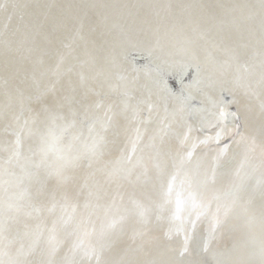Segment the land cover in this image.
Here are the masks:
<instances>
[{"label":"bare ground","instance_id":"obj_1","mask_svg":"<svg viewBox=\"0 0 264 264\" xmlns=\"http://www.w3.org/2000/svg\"><path fill=\"white\" fill-rule=\"evenodd\" d=\"M0 264H264L262 0H0Z\"/></svg>","mask_w":264,"mask_h":264},{"label":"water","instance_id":"obj_2","mask_svg":"<svg viewBox=\"0 0 264 264\" xmlns=\"http://www.w3.org/2000/svg\"><path fill=\"white\" fill-rule=\"evenodd\" d=\"M263 1V3H264V0H262ZM142 55H144L145 56V59H142V60H140L139 62H143L144 63V65H148L149 64V66H150V68L151 69H154V66L155 65H153V62L152 61H149V59H148V57L145 55V53H141ZM158 70H159V73H160V75H166L167 77H171V78H174V77H176L175 75L176 74H174V73H168L166 70H164V69H159L158 68ZM194 71V68L191 66V68H187V70H185V71H183V73H181V75H178L177 77H180V79H182L183 81H190V83L192 82V72ZM177 74H179V73H177ZM189 83V82H188ZM175 88V90H177V92H178V94L180 95H183V96H186V97H188V99H189V103H191V104H194V105H196V104H199L200 102H202L201 101V99L200 98H198L197 96H195V97H192V95L189 93V92H186L185 91V89H184V87L182 86V83H178L177 85H176V87H174ZM168 90V89H167ZM165 93H167L168 94V96H170V94H169V92H165ZM223 99H224V101H230L231 99H230V96L229 95H224V97H223ZM204 107V106H203ZM193 111L191 110V113H192ZM229 114L231 115V118H230V123H232V125L230 124V123H228L229 124V130L231 129V127L232 126H234V128L236 127H238L239 128V124H240V122H239V120H238V117H237V114H236V111H235V108H233V107H229ZM229 116V115H228ZM230 117V116H229ZM236 130H238V129H236ZM228 134V133H227ZM210 142H214L215 144L214 145H218V144H220V143H218V142H216L215 140L214 141H210ZM213 144V143H212ZM197 150V149H196ZM218 150H220L219 148H218ZM195 152V151H194ZM178 201L180 202V205H179V207H178V204H176V207H178V208H180L181 209V212H183V211H185L186 212V210L190 207V205H191V202L187 199V198H181V197H179L178 198ZM65 224H67V220H65L64 219V223H63V225L65 226ZM87 252H90V253H92V254H94L93 253V250H91L90 248H88L87 249ZM186 252V251H185Z\"/></svg>","mask_w":264,"mask_h":264},{"label":"rangeland","instance_id":"obj_3","mask_svg":"<svg viewBox=\"0 0 264 264\" xmlns=\"http://www.w3.org/2000/svg\"><path fill=\"white\" fill-rule=\"evenodd\" d=\"M170 82H173L175 78L167 77ZM172 80V81H171Z\"/></svg>","mask_w":264,"mask_h":264},{"label":"snow or ice","instance_id":"obj_4","mask_svg":"<svg viewBox=\"0 0 264 264\" xmlns=\"http://www.w3.org/2000/svg\"><path fill=\"white\" fill-rule=\"evenodd\" d=\"M177 204H178V207H179V205H180V202H179V201H177Z\"/></svg>","mask_w":264,"mask_h":264}]
</instances>
